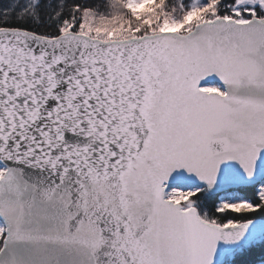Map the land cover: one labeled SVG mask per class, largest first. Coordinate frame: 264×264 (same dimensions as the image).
Returning a JSON list of instances; mask_svg holds the SVG:
<instances>
[{
    "label": "snow or ice",
    "instance_id": "1",
    "mask_svg": "<svg viewBox=\"0 0 264 264\" xmlns=\"http://www.w3.org/2000/svg\"><path fill=\"white\" fill-rule=\"evenodd\" d=\"M0 264H264V0H0Z\"/></svg>",
    "mask_w": 264,
    "mask_h": 264
},
{
    "label": "trees",
    "instance_id": "2",
    "mask_svg": "<svg viewBox=\"0 0 264 264\" xmlns=\"http://www.w3.org/2000/svg\"><path fill=\"white\" fill-rule=\"evenodd\" d=\"M240 195H243V193H240ZM258 258V257H257Z\"/></svg>",
    "mask_w": 264,
    "mask_h": 264
}]
</instances>
